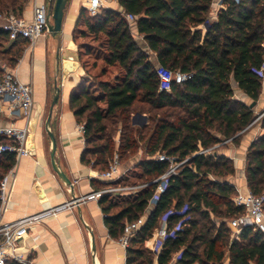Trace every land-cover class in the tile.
Here are the masks:
<instances>
[{"label":"trees","instance_id":"16d2710c","mask_svg":"<svg viewBox=\"0 0 264 264\" xmlns=\"http://www.w3.org/2000/svg\"><path fill=\"white\" fill-rule=\"evenodd\" d=\"M213 0H119L125 14L101 9L90 15L86 8L81 17L90 37L101 38L106 63L119 66L123 78L114 84L98 81L95 88L72 94L69 100L77 122L84 127L85 149L81 162L98 173L108 170L115 154L121 166L135 161L142 149L143 158L135 174L146 185L134 196L113 200L111 195L99 200L105 225L112 239H118L124 226L148 213L146 223L132 238L127 249V264H264V234L245 227L238 239L232 238L229 221L242 216L237 206L236 188L228 178L235 175L232 159L212 148L231 140L239 144L242 132L257 118L252 108L235 98L234 81L241 92L257 102L263 89L254 72L264 62V0H225L216 21L210 20ZM29 0H0V14L23 17ZM201 26H207L203 33ZM136 27L147 50L141 48L132 31ZM84 36L86 34H83ZM27 41L10 42L0 28V62L14 67ZM157 57L159 66L173 72L192 74L183 84H173L170 91L160 90L157 68L150 60ZM137 103L155 111H166L154 118L146 131L136 129L131 110ZM104 104V107L101 105ZM120 123L114 134L112 124ZM264 129V116L261 119ZM144 142L142 148L139 144ZM201 150L213 153L200 154ZM159 154L189 161L171 176L166 191L153 208H149L156 184L169 169ZM14 155L0 157V183L15 165ZM248 189L255 195L264 193V132L253 141L246 156ZM215 178V180L211 179ZM94 190L106 184L92 181ZM188 210L168 219L169 230L186 218L182 229L165 240L157 257L145 242L159 227L169 210Z\"/></svg>","mask_w":264,"mask_h":264},{"label":"crops","instance_id":"0c3cea01","mask_svg":"<svg viewBox=\"0 0 264 264\" xmlns=\"http://www.w3.org/2000/svg\"><path fill=\"white\" fill-rule=\"evenodd\" d=\"M102 2L101 9L125 14L119 0ZM42 4L49 9L52 0H29L23 18L30 20L35 6ZM83 8L84 0H69L62 31L55 36L47 32L34 45L27 43L21 58L14 66L18 79L33 88L34 107L29 121L16 122L20 127H28L30 155L17 159L11 168L7 200L0 207L1 223H12L89 196L95 191L92 181L99 182L98 172L81 162L86 146L85 138L79 130L81 124L77 122L69 100L72 94L81 93L85 88H95V84H90L85 78L82 65L84 59L98 62L101 81L114 84L117 78L124 76L119 66L107 65L105 51L96 54L87 52L85 43L91 35L84 18L81 17ZM210 20L216 21L212 12ZM200 28L203 33L207 30V26ZM132 33L139 46L147 50L146 42L143 36L138 35L136 27ZM150 60L155 66H159L154 54H151ZM231 86L238 101L253 103L234 81ZM56 88H59L60 96L53 107L51 128L57 140V160L71 180V188L56 174L50 159L51 140L46 131V122L52 110ZM252 110L257 118L242 132L239 144L229 141V153L225 154L222 153L224 143L212 148L219 155L234 161L238 172L229 182L243 193L248 190L245 173L247 152L253 141L264 132L261 124L260 127L258 125L264 116V83L260 98ZM9 123L7 117L0 119V126H7ZM127 169V165L122 167L125 179L129 175ZM104 219L99 201L88 199L79 206L44 217L16 244L15 253L32 260L34 264H127V250L110 237ZM232 238L235 239L233 231ZM227 260L228 253L224 263ZM154 264H157L156 259Z\"/></svg>","mask_w":264,"mask_h":264},{"label":"built area","instance_id":"2783aa9c","mask_svg":"<svg viewBox=\"0 0 264 264\" xmlns=\"http://www.w3.org/2000/svg\"><path fill=\"white\" fill-rule=\"evenodd\" d=\"M239 1V0H235ZM85 8L92 16L97 15L102 6V0H84ZM225 7V0H213L211 11L213 16L218 19L221 10ZM128 21H133L135 17L132 14H126ZM0 28L9 34L10 42L18 39L26 40L28 44L34 45L43 37L49 28L48 7L44 4L36 5L33 16L30 20L18 17L13 13L0 14ZM264 49V37L262 41ZM254 72L261 78L264 83V62L259 69ZM157 75L160 82V90L170 91L173 84H183L192 79V74L181 71L173 72L165 67L157 68ZM34 107V92L31 85L23 84L17 77L14 67L5 62H0V119L7 117L10 123L7 126H0V157L4 155H14L15 159L29 156V136L30 132L27 126L20 127L16 124L18 120L29 121ZM79 130L84 134V127L81 125ZM209 150H201L199 153H209ZM159 162L169 164L168 171L155 180V192L149 201L150 207L153 208L158 202L160 196L166 191L171 176L179 173V169L185 165L189 158L179 161L175 157L159 154L155 158ZM12 172L11 170L4 176L0 183V207L6 203L8 183ZM99 182L106 184L100 190L93 191L89 196L74 200L68 204L53 208L52 210L19 219L12 223L0 222V264H34L32 260L25 258L23 255L15 253L16 244L29 234V230L44 217L56 215L64 209H70L86 202L88 199L99 201L102 196L111 195L112 198H122L134 196L139 190L146 185H127L125 182L126 175L122 171L121 161L118 154H115L109 164V168L104 173H97ZM237 195L234 202L237 206L244 208L245 213L229 221V227L238 239L241 231L252 226L264 234V193L261 195L253 194L249 189L243 193L236 188ZM188 207L181 211L169 210L161 218L159 227L153 232L152 236L145 242L147 249L153 251L155 256L161 251L166 239L173 237L177 231L182 229L186 218H183L172 230H169L168 219L171 215H184ZM105 217V216H104ZM148 213L141 216L134 222L124 226L122 235L115 240L123 249L127 250L132 238L146 223ZM178 259L176 255L170 264H174ZM225 262V261H224ZM229 260L224 264H228Z\"/></svg>","mask_w":264,"mask_h":264},{"label":"rangeland","instance_id":"374dc122","mask_svg":"<svg viewBox=\"0 0 264 264\" xmlns=\"http://www.w3.org/2000/svg\"><path fill=\"white\" fill-rule=\"evenodd\" d=\"M101 43H102L101 38H97V39H95L94 37L88 38L85 43L86 48L88 49L87 52L91 54L92 53L96 54L97 52L103 53L104 51L103 49H101V45H100ZM82 65L85 70V78L90 82V84H97L98 81L101 80L100 79L101 69H97L99 65L98 62L93 61L91 59H84ZM95 69L97 70L95 71ZM247 102H248L247 105L250 106L251 103L249 101ZM101 105L103 106L104 104H101ZM131 111L135 113L132 115L134 126H136L135 128L136 129L139 128L140 130L146 127L147 129L144 132H147L148 129H151L154 126L153 121H152L154 118H158L159 116H164L163 113L166 112V111H155L151 109L148 105H144L141 103H137ZM260 123L261 121H259L258 123L259 127H260ZM111 126L114 131L113 133L118 135L121 129L120 123H116L115 121V123L112 124ZM229 141L231 140H227L223 142L224 143V145L222 146L224 148V150L222 151L223 154L229 153L227 152L228 151L227 149L229 148L228 146ZM143 145H144V142L140 143L139 144L140 148H142ZM210 153H213V152L211 151ZM142 158H143L142 149H140L138 156L136 157L135 161H133V164H132L133 169L129 173V176H130L129 182H136V183L141 182L138 178L135 177V174L140 172L135 166ZM235 170H236L235 175L232 177H229L228 180H231L237 175L238 169L236 167H235ZM211 179L215 180V178H212V177Z\"/></svg>","mask_w":264,"mask_h":264},{"label":"water","instance_id":"95a60500","mask_svg":"<svg viewBox=\"0 0 264 264\" xmlns=\"http://www.w3.org/2000/svg\"><path fill=\"white\" fill-rule=\"evenodd\" d=\"M69 0H52V5L48 9V19H49V28L48 32L49 34L55 36L59 34L62 31V26H63V21H64V16H65V11L67 8ZM51 22V23H50ZM60 96V90L59 88H56V94L53 99L52 103V110L49 114V117L46 122V131L48 133V136L51 140V152H50V159H51V164L56 172V174L60 177L62 182L68 186L72 187V182L71 180L67 177V175L64 173L62 170L60 164L58 163L56 152H57V140L55 137V134L51 128V117L53 113V107L57 104ZM256 105V102H253L251 104V108H253Z\"/></svg>","mask_w":264,"mask_h":264}]
</instances>
